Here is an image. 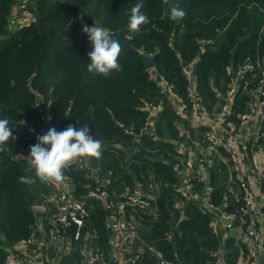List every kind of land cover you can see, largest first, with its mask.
<instances>
[{
	"label": "trees",
	"instance_id": "trees-1",
	"mask_svg": "<svg viewBox=\"0 0 264 264\" xmlns=\"http://www.w3.org/2000/svg\"><path fill=\"white\" fill-rule=\"evenodd\" d=\"M138 0H35L29 6L32 19L24 26L11 29L10 15L17 0H0V119L12 121L16 140L10 150L0 153V264L29 232L35 220V193L46 195L45 184H21L29 161L17 154L28 144L37 143L49 114L62 120L64 127L91 125L102 141L103 155L99 172L112 179L120 191L137 182L154 185L170 215L167 221L138 210L132 211L143 242L140 264H159L155 252L173 264H213V252L222 247L224 264H235L245 245L228 236L221 244L220 234L210 227L211 214L193 201L181 208L172 169L173 144L179 140L174 115L153 81L148 78L142 55H149L153 66L173 89L186 96L182 64L197 54L201 41L205 52L194 66L200 101L209 109L223 92L232 71L247 58L264 53V0H144L143 11L149 23L139 32L128 30L130 10ZM179 5L186 15L179 21L169 18L170 8ZM84 13V14H83ZM83 15L88 26L97 23L109 29L122 46L118 62L122 71L105 78L89 73L87 53L91 43L81 31L77 19ZM263 27V28H262ZM239 37H245L239 40ZM164 99L156 121V138L138 134L147 112L146 103ZM43 104L39 105V100ZM247 94H236L235 113L244 109ZM44 118L41 117V112ZM182 124L188 127V122ZM125 130H132L129 134ZM140 150L142 157H132ZM219 167L210 171L212 201L228 213H235L233 226L246 217L242 213L243 195L229 194ZM31 174V173H27ZM264 188V180L261 183ZM153 206L156 202L152 200ZM165 232L172 237L167 240ZM81 245L62 264H82Z\"/></svg>",
	"mask_w": 264,
	"mask_h": 264
},
{
	"label": "built area",
	"instance_id": "built-area-1",
	"mask_svg": "<svg viewBox=\"0 0 264 264\" xmlns=\"http://www.w3.org/2000/svg\"><path fill=\"white\" fill-rule=\"evenodd\" d=\"M34 2L35 0H17L9 18L10 26L11 23L13 25L11 29L20 28L32 19L29 6ZM205 44L201 41L196 56L180 66V71L186 81V96L178 94L172 84L154 66L147 70L149 80L155 83L159 92L164 95L169 108L181 121L178 125L181 139L172 141V169L178 179L174 184V189L179 196L175 206L181 208L185 202L193 201L203 210L209 211L211 230L218 236L224 229L233 228L236 215L228 213L223 208L227 203L216 205L212 201L211 192L206 186L209 174L195 161L205 163L209 154L222 150L231 163V171L226 180V191L229 194H235L238 190L240 169L245 166L256 187H261L264 180V166L257 161L256 154L264 134L262 128L264 121V53L252 60L247 58L232 71L226 89L216 93L218 99L216 108L208 111L207 106L199 99L194 73L195 64L200 55L205 52ZM238 91L247 94L248 99L244 109L235 113ZM42 101V99L39 100V105ZM163 105V98L157 102L145 104L143 108L147 114L138 134L155 138L156 121ZM233 112L240 126L254 121L255 127L245 135H241L240 130H235L230 126L229 118ZM41 117L44 118L43 113ZM194 119H199V124L203 127L199 140L202 149L196 154L187 144L191 141L194 143L190 139L189 129L182 124L183 121H194ZM46 121L47 127H53L51 118ZM49 128L45 127L42 131ZM125 131L129 134L134 133L132 130ZM237 144L240 151L236 148ZM31 146V143H28L23 149L25 152L23 157L28 161ZM73 166L81 171L84 179L83 199H77L71 195L72 177L67 168L64 169L65 180L58 186L45 184L48 192L44 195L41 205L34 204L35 220L28 236L18 243L21 251L17 253L13 248L7 255L5 264H59L62 256L71 251L73 243L82 244L81 249L88 252L89 259L94 264H109L92 231L87 227L88 210L85 199L99 202L107 213L106 223L110 233L109 242L112 251L110 261L140 264L143 242L130 211L138 210L153 218L156 217L158 213L152 203L153 183L149 182L143 186L137 182L130 190L116 191L112 187V179L92 166L91 157L81 158ZM240 210L246 215L242 219L244 228L240 235V241L246 249L243 264H258L259 255L264 248V236L259 230L258 218L252 209V200L248 195L242 197ZM45 229L46 233H44ZM165 237L170 240L172 235L170 232H165ZM155 254L159 259V264H173L165 260L160 252H155ZM213 264H224L222 247L213 252Z\"/></svg>",
	"mask_w": 264,
	"mask_h": 264
},
{
	"label": "clouds",
	"instance_id": "clouds-1",
	"mask_svg": "<svg viewBox=\"0 0 264 264\" xmlns=\"http://www.w3.org/2000/svg\"><path fill=\"white\" fill-rule=\"evenodd\" d=\"M144 7V0H138L132 6L127 25L129 32H139L142 25L150 22L143 11ZM185 15V11L178 4L170 8L171 20L179 21ZM77 19L81 23L82 33L87 35L91 43V50L87 53L90 61L87 71L105 78L122 71V65L118 62L122 50L120 41L114 38L109 29L97 23L94 26L85 24L83 15ZM11 123L7 118L0 119V153L9 151L10 141L17 139L10 128ZM102 149V141L96 135H90L88 125L79 128L68 125L62 131L51 127L45 134L37 136V143L30 147L29 164L24 170L26 174L19 176L18 181L29 186L38 181L41 184L58 186L65 180V168L79 162L81 158L92 157L99 161L103 155Z\"/></svg>",
	"mask_w": 264,
	"mask_h": 264
},
{
	"label": "crops",
	"instance_id": "crops-1",
	"mask_svg": "<svg viewBox=\"0 0 264 264\" xmlns=\"http://www.w3.org/2000/svg\"><path fill=\"white\" fill-rule=\"evenodd\" d=\"M217 103H218V99L215 105L213 106V108L209 109L207 107L208 111H211L214 108H216ZM234 112L231 114L229 118L230 126L235 130H240L241 135H245L249 130H252L255 127L254 121L248 122L245 125L240 126L239 120L236 117ZM187 122H188V127L186 128L189 129L190 139L193 140L194 142L192 143L191 141L192 144L190 142H187V144L192 148L195 154L200 153L202 147H201V144L199 143V140L202 136L203 127L199 124V119H194V121H187ZM262 128L264 130V121L262 123ZM154 137L155 138L157 137L156 132L154 133ZM172 141L174 140H170V142ZM236 148L238 151H240L238 144L236 145ZM256 158H257V161H259V163L264 166V134H263L262 141L259 143V149L256 154ZM195 163L197 165H200V168L203 169L205 172H207L209 175H211L210 171L212 170L213 172V169L217 167H219L218 168L219 177H225V175L228 176L229 172L231 171V163L229 162L227 155L222 150H220L219 152H212L211 154H209L205 163H199L197 160L195 161ZM67 169L72 177V188L70 190L71 195H73V197L77 199H83L84 192H85V188H84L85 183H84L82 173L76 170L74 166L72 168L67 167ZM208 181H209V177H208ZM207 187L210 192L213 191V187L211 184H208ZM132 188L133 187H127L124 185L119 190L127 191ZM238 192L241 193L243 196L248 195L251 198L252 209L258 218L259 230L264 236V188L261 189V188L256 187L252 177L248 174L247 166H245V168L243 169H240V180L238 182ZM156 197L157 196L155 195L154 196L155 202H156ZM84 201H85V204L88 210L87 227L89 230L92 231L97 244L100 246L102 252L105 255V258L109 261V264H125L124 262L123 263H113L112 261H110L112 251H111L110 242H109L110 233L108 231L107 223H106L107 221L106 211L102 208L101 204L97 201H93L89 199H85ZM131 212L132 211H130V213ZM136 224H137V221H136ZM44 226L47 227L46 224H44ZM243 228H244V225L241 220L237 225H234L233 228L224 229L223 231H221L220 233L221 244L225 241V239L228 236L233 237L236 241L240 240V235L243 231ZM46 232L47 230L45 229L44 233ZM75 244H78V243H73L71 251L62 256V258L60 259L61 262L59 264L63 263L64 258H67L68 256H70V254L75 248ZM79 245H82V244H79ZM84 245H88V244H84ZM14 251L17 253H20L21 251L20 244H17L14 247ZM83 251H86V250L82 249L81 250L82 254H83ZM223 255H224V251H223ZM244 257H245V254L242 252V250H240L235 264H243ZM83 259H84V255H83ZM87 264H94V263L91 262L89 259L87 261ZM258 264H264V248L259 255Z\"/></svg>",
	"mask_w": 264,
	"mask_h": 264
},
{
	"label": "water",
	"instance_id": "water-1",
	"mask_svg": "<svg viewBox=\"0 0 264 264\" xmlns=\"http://www.w3.org/2000/svg\"><path fill=\"white\" fill-rule=\"evenodd\" d=\"M243 38L245 37H239V40ZM142 60H143V63L146 69L153 67V62L149 55H142ZM51 121H52L53 127H55L57 131H62L65 129L64 123L62 120L57 121L55 118L52 117ZM89 128H90V135H96L98 138V135L94 133L91 125H89ZM137 133H139V131H137ZM142 156H143V152L140 150H136L132 154V157H142ZM98 163L99 161H96L95 158L91 157V164L94 168H98ZM72 167L73 165L69 166L68 168H72ZM43 201H44V195L41 193H35V203L34 204L41 205ZM156 211L160 216H162L167 221L170 220V215L163 209L161 202L159 200V197H156ZM83 255H84L83 264H87V261L89 260V254L86 251H83Z\"/></svg>",
	"mask_w": 264,
	"mask_h": 264
},
{
	"label": "rangeland",
	"instance_id": "rangeland-1",
	"mask_svg": "<svg viewBox=\"0 0 264 264\" xmlns=\"http://www.w3.org/2000/svg\"><path fill=\"white\" fill-rule=\"evenodd\" d=\"M27 15H29V13H27ZM10 27H13V25H12V23H11V26ZM41 104H43V101L41 102ZM55 118L54 116H52V115H50L49 114V117L47 118V119H50V118ZM57 121L59 120V119H57V118H55ZM48 123H47V121H46V123H45V125H46V128H49V127H47L48 125H47ZM53 126V125H52ZM45 128V127H44ZM48 131V129H45V132H47ZM24 149V148H23ZM19 157H23L24 155H25V152H20V153H18L17 154ZM81 172V171H80Z\"/></svg>",
	"mask_w": 264,
	"mask_h": 264
}]
</instances>
